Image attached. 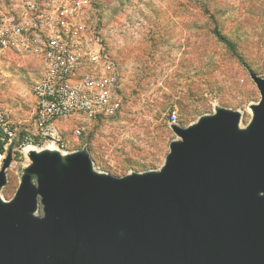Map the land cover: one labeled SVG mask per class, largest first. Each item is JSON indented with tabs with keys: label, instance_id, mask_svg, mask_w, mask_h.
Returning a JSON list of instances; mask_svg holds the SVG:
<instances>
[{
	"label": "water",
	"instance_id": "water-1",
	"mask_svg": "<svg viewBox=\"0 0 264 264\" xmlns=\"http://www.w3.org/2000/svg\"><path fill=\"white\" fill-rule=\"evenodd\" d=\"M243 112L215 105L158 169L116 176L88 146L31 150L11 199L0 169V264H264V76Z\"/></svg>",
	"mask_w": 264,
	"mask_h": 264
},
{
	"label": "rangeland",
	"instance_id": "rangeland-1",
	"mask_svg": "<svg viewBox=\"0 0 264 264\" xmlns=\"http://www.w3.org/2000/svg\"><path fill=\"white\" fill-rule=\"evenodd\" d=\"M103 38L119 67L123 108L84 123L82 137L98 170L123 176L158 169L176 138L171 118L188 126L215 105L239 109L260 99L251 68L264 76V0H93ZM33 61L12 63L0 80V107L13 122L29 117L38 79ZM78 122L58 126L70 132ZM2 195L11 199L28 157L17 151Z\"/></svg>",
	"mask_w": 264,
	"mask_h": 264
},
{
	"label": "built area",
	"instance_id": "built-area-1",
	"mask_svg": "<svg viewBox=\"0 0 264 264\" xmlns=\"http://www.w3.org/2000/svg\"><path fill=\"white\" fill-rule=\"evenodd\" d=\"M100 21L93 0H0V80L16 61L35 62L39 74L27 119L15 123L0 107V169L14 139L24 156L29 146L72 152L87 146L85 122L121 112L119 67ZM261 62L264 71V42ZM64 120L78 123L68 132Z\"/></svg>",
	"mask_w": 264,
	"mask_h": 264
},
{
	"label": "bare ground",
	"instance_id": "bare-ground-1",
	"mask_svg": "<svg viewBox=\"0 0 264 264\" xmlns=\"http://www.w3.org/2000/svg\"><path fill=\"white\" fill-rule=\"evenodd\" d=\"M53 146H47V147H44V148H52ZM55 148V147H54ZM40 149H43V148H38V147H35V146H29L25 149V155L27 156L28 153L31 151V150H40ZM65 153V152H63ZM28 157V156H27Z\"/></svg>",
	"mask_w": 264,
	"mask_h": 264
}]
</instances>
